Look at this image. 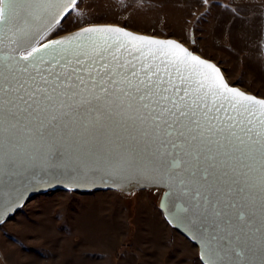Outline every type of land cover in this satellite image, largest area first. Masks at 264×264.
<instances>
[{
	"label": "snow or ice",
	"instance_id": "6c2138e0",
	"mask_svg": "<svg viewBox=\"0 0 264 264\" xmlns=\"http://www.w3.org/2000/svg\"><path fill=\"white\" fill-rule=\"evenodd\" d=\"M77 4L0 0V224L21 176L134 175L173 194L169 213L199 236L202 264H264V98L173 39L120 25L48 39Z\"/></svg>",
	"mask_w": 264,
	"mask_h": 264
},
{
	"label": "rangeland",
	"instance_id": "374dc122",
	"mask_svg": "<svg viewBox=\"0 0 264 264\" xmlns=\"http://www.w3.org/2000/svg\"><path fill=\"white\" fill-rule=\"evenodd\" d=\"M129 2L79 0L72 19L48 39L97 23L176 38L214 60L230 85L264 98V55L254 43L260 15L241 0H136L126 8ZM160 197L157 189L40 195L0 226V264H202L198 247L165 220Z\"/></svg>",
	"mask_w": 264,
	"mask_h": 264
},
{
	"label": "water",
	"instance_id": "95a60500",
	"mask_svg": "<svg viewBox=\"0 0 264 264\" xmlns=\"http://www.w3.org/2000/svg\"><path fill=\"white\" fill-rule=\"evenodd\" d=\"M78 2H79V0H78ZM63 21L64 20H61L60 24ZM90 25H119V24L97 23V24H90ZM57 26L58 25H55L53 27V29ZM122 27H124V26H122ZM128 29L135 32V33L153 36V37H157L160 39H165V40L173 39V40H176V41L182 43L185 47H188L185 43L179 41L176 38L160 37L157 35L139 32V31H136V30H133L130 28H128ZM75 31H77V29L73 30L71 32H68V33H73ZM68 33L61 34V35H59V37H63L65 35H67ZM59 37H56V38H59ZM194 42H195V35H194V28H192L191 29V43H194ZM195 54L199 55L200 57H202L206 60H209V61L215 63L221 69L222 73L225 75L226 81L228 82V78H227L224 70L214 60H210L208 58H205L204 56H202L198 53H195ZM235 87H238L241 91H244L245 93L255 95L254 93L247 91L240 86H235ZM255 96H257L259 98H263V97L258 96V95H255ZM14 183H15V188H16L14 195L19 198V205L15 206L11 209H8L4 213V215L2 217V219L4 221L3 223L10 220L22 208H24L27 205V203H29L34 198H36L40 195H44V194L49 193V192H53V191H70V192H76V193H87V192H92V191L113 190V191H118V192H122V193H130L133 190H137V189L162 190V194H161V197L159 199L158 207H159L160 211L162 212L165 220L168 222V224L173 229H175L180 234L185 236L194 245H196L198 247L199 258L203 255V248H204L203 243L200 242L199 236L197 234H195L193 231H189V228L191 226L186 224L185 222H182L178 217H175L174 214L170 215L168 209L171 206V201L174 199V197H173V194L166 187H158L156 184L151 183V182H145V181L138 182L137 178L134 175L128 176L127 178L112 179V178L106 177L103 173L98 174L96 176H92L91 174H85L83 176H76L74 173L70 174V170L64 171L63 175H61L58 171L37 172V174L34 176H21ZM173 213H175V209H173Z\"/></svg>",
	"mask_w": 264,
	"mask_h": 264
},
{
	"label": "crops",
	"instance_id": "0c3cea01",
	"mask_svg": "<svg viewBox=\"0 0 264 264\" xmlns=\"http://www.w3.org/2000/svg\"><path fill=\"white\" fill-rule=\"evenodd\" d=\"M236 1H239V0H236ZM253 2L254 3H258V0H253ZM246 9H247V11H252V16H254V15L262 16V15H264V6L258 7V8H246Z\"/></svg>",
	"mask_w": 264,
	"mask_h": 264
},
{
	"label": "trees",
	"instance_id": "16d2710c",
	"mask_svg": "<svg viewBox=\"0 0 264 264\" xmlns=\"http://www.w3.org/2000/svg\"><path fill=\"white\" fill-rule=\"evenodd\" d=\"M53 192H55V191H53ZM94 191H92V192H87V193H93ZM4 224V223H3ZM3 224H1L0 226H2Z\"/></svg>",
	"mask_w": 264,
	"mask_h": 264
},
{
	"label": "built area",
	"instance_id": "2783aa9c",
	"mask_svg": "<svg viewBox=\"0 0 264 264\" xmlns=\"http://www.w3.org/2000/svg\"><path fill=\"white\" fill-rule=\"evenodd\" d=\"M160 193H162V190H158Z\"/></svg>",
	"mask_w": 264,
	"mask_h": 264
}]
</instances>
